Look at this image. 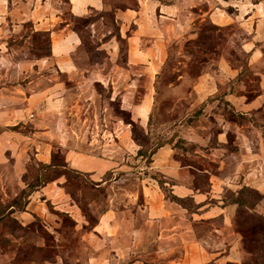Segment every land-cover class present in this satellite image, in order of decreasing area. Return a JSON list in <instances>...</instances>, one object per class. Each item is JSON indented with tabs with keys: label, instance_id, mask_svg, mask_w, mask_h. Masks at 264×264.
Listing matches in <instances>:
<instances>
[{
	"label": "rangeland",
	"instance_id": "1",
	"mask_svg": "<svg viewBox=\"0 0 264 264\" xmlns=\"http://www.w3.org/2000/svg\"><path fill=\"white\" fill-rule=\"evenodd\" d=\"M107 1L119 7L137 6L136 0ZM215 5L219 24L224 26L211 35L204 33L200 49L192 44L190 48L198 51L194 58L188 55L185 45L197 39V34L172 44V56L166 66H152V82L143 66L132 69L137 81L131 100L139 103L146 98L154 106L153 116L151 124L144 129L135 120L136 138L129 131L132 125L122 119L121 163L115 172L110 169L103 174L107 178L116 175L117 179L98 187V182L89 176L60 166L65 151L58 141L55 143L59 148L53 151L54 163L59 165L56 167L40 162L32 147L17 159L8 153L7 163L0 165V208L15 206L0 223V264H51L56 260H61L60 264H72L77 256L87 255L91 249L86 248L87 241L93 238L88 233L97 221L96 213L107 204L132 206L142 200L139 192H145L143 179L147 185L165 180L169 182L167 190L172 192L171 177L165 178L149 164L150 156L153 160L155 154L151 152L163 146L173 148L174 158L185 165V179L176 187L178 193H188L186 197H192L199 204L195 220L187 224H193L196 237L201 240L186 248V264H216V258L227 254L237 260L240 257L238 264H243L236 230L250 232L246 227L250 215L242 209L238 212L233 205L225 208L223 202L241 188L243 173L256 162L254 158L261 156L264 161V0H219ZM106 20L113 27L108 17ZM208 28V20L196 24V31L205 32ZM251 41L256 42L254 56L246 51ZM38 43L46 47L47 38L40 36ZM122 45L124 48L125 41ZM89 47L92 49L93 44ZM242 70L245 73L238 79ZM27 74H31L29 78L37 75L33 69ZM128 74L123 70V92ZM10 78L14 76L11 74ZM119 104L117 98L110 104V111L128 118L131 111ZM146 110L141 111L145 116ZM80 112L84 120L77 118L79 127L100 125L95 119L91 122V117L87 119V111ZM237 114H245L248 119H240ZM32 130L31 123L22 128L24 133ZM66 138L71 142L69 135ZM129 143L137 156L129 154ZM141 148L144 157L139 154ZM189 176L191 184L187 183ZM55 180L58 184L53 187L58 185L64 192L58 197L49 186ZM33 189L35 192L30 196L28 192ZM246 198L250 204L261 200L253 192ZM30 201L28 218H21L20 210ZM209 209L212 210L208 212ZM185 238H195L193 231H187ZM171 254L175 256V251Z\"/></svg>",
	"mask_w": 264,
	"mask_h": 264
},
{
	"label": "crops",
	"instance_id": "2",
	"mask_svg": "<svg viewBox=\"0 0 264 264\" xmlns=\"http://www.w3.org/2000/svg\"><path fill=\"white\" fill-rule=\"evenodd\" d=\"M136 1V7L115 9L120 40L104 17L86 26L89 39L103 50L100 58L91 61L72 16L97 15L106 8L107 0H0V165L7 163L8 153L17 159L31 147L40 162L50 164L54 149L59 148L55 143L58 141L65 151L67 166L98 182V187L117 179L116 175L107 178L103 174L110 169L115 172L121 163L123 120L109 110L95 84L111 87L110 100L119 98L132 118L147 128L153 106L146 98L139 103L131 100L137 81L132 69L143 66L152 82V66L164 65L173 43L194 37L197 22L210 20L224 26L219 24L215 5L219 0H176L171 4ZM40 36L47 38L45 50L36 42ZM248 45L247 53L256 55V42ZM30 69L37 75L29 78ZM123 70L129 72L124 92ZM143 108H147L146 116L141 112ZM84 110L89 114L87 119L91 117V122L96 120L100 125L79 127L76 120H84L79 116ZM26 123L33 124L30 133L22 131ZM125 126L129 129V125ZM127 147L130 155L134 153L132 144ZM173 152L171 147L159 148L151 167L165 178L171 177L174 195L186 197L188 193L180 194L176 188L185 179V165L174 158ZM254 159L256 162L243 173L242 181L262 192L264 202V161L261 156ZM191 179L189 176L187 183L191 184ZM143 181L145 192H139L142 200L132 206L107 204L96 213L97 221L88 233L93 240H88L86 246L91 249L87 255L77 256L72 264H186V248L201 240L193 224H187L195 220L197 212L190 213L168 198L158 181L150 185L146 179ZM54 184H58L57 180L49 186L58 197L64 192ZM31 203L20 210L21 218H28ZM261 203L260 210L264 212ZM187 231H193L195 238L186 240ZM236 244L240 251L239 239ZM174 251L175 256L171 254ZM215 262L238 264L240 257L237 260L227 254Z\"/></svg>",
	"mask_w": 264,
	"mask_h": 264
},
{
	"label": "trees",
	"instance_id": "3",
	"mask_svg": "<svg viewBox=\"0 0 264 264\" xmlns=\"http://www.w3.org/2000/svg\"><path fill=\"white\" fill-rule=\"evenodd\" d=\"M162 3L165 4H171L173 2H175L176 0H159ZM230 1V0H227ZM119 7V6H115L109 3H106V8L98 13L97 15L94 16H90V17H76V16H72L73 21L75 22L74 27L75 29L79 32V34L81 35L82 39H83V43L85 45V47L87 48V51L89 53L90 59L91 61L96 59V58H100L103 54V50H99L97 49V45L96 43H93L90 39H89V29L86 28V26L93 20H97L100 17H104V21L105 23L107 22V17L111 20L112 25L114 27V33L117 34L119 40L121 39L120 35H119V28L115 22V9ZM209 21V28L207 29V31L205 30V32H203L204 30H198L197 31V39H193V40H189L186 42L185 45V50L187 51L188 55H190L192 58H194L196 56V54L198 53V49L201 48V43L200 40H202V35L204 33H211L214 31L216 32L217 30H219L220 27L219 25L214 24L213 22ZM211 37V36H210ZM38 46L40 49L45 50L48 46L43 47L41 44L38 43V39L36 40ZM194 43V44H193ZM93 44V48L90 49L89 45ZM193 46H195L196 44V49L193 50V48H190ZM209 50H207L205 52V54L208 52ZM211 52L214 50H210ZM172 46L170 48L169 51V55L167 57L166 62L164 63L163 66H166L167 62L169 61L170 57L172 56ZM205 61V60H204ZM244 71H240L239 75H238V79H241V77L244 75ZM160 78V73L157 74V81H156V88H158V80ZM96 89L102 94L103 97V101L104 103L108 106H110V104L112 102H115L116 100H110L111 97V89H108L106 91V88L103 87V85H101L100 83H96ZM100 86V88H99ZM120 107V104H119ZM154 108V106H153ZM153 108L150 112L149 115V121H148V126L151 124V120H152V116H153ZM110 110V108H109ZM113 113L116 116L121 117V119H124L125 122L130 123L132 125V132L134 135V131H135V124L136 121L132 118L131 113L129 114L128 118H123L120 113L116 112L115 110L113 111ZM238 117L240 119L246 120L248 119L247 115L245 114H237ZM141 125V124H140ZM142 129H144V127L141 125ZM144 131V130H143ZM134 138L135 135H134ZM229 142H230V137H229ZM163 144H161L162 146ZM157 150H153L151 152V154L156 153ZM139 154L142 155V157H144V150L141 148L139 150ZM152 156H150L149 158V164L152 163ZM54 155H53V160L50 164V166L52 167H56V166H62L65 169L68 168L67 164L65 163V161H63V163L57 165L54 163ZM73 170V172L75 174H80V172L76 169L70 168ZM167 181L165 180H159L160 186L162 188V190L165 192L166 196L168 198H170L172 201H175L179 204H181L183 207L187 208L188 211L190 213H195L197 212V206H199V204H196L194 199L192 197H179L177 195H174L172 192L167 190L166 187V183ZM36 189V188H35ZM35 189L33 190H29V195L31 193H33V191H35ZM251 192L256 193L260 196L261 200L259 202H255L250 204V201L246 198V196H250ZM243 195H245L243 197ZM190 201V203L188 202ZM263 201V194L262 192H260L258 189L250 186V185H242L241 188H239L235 194H233V196H230L229 198H226L223 202V207L228 208L231 205H235L237 208V211L239 212L240 209L246 211V213H249V218L250 220L247 223V228L250 230V232L246 230H236L237 234L239 235V243H240V252L242 255V259H243V264H264V212H262L260 210V203ZM188 202V203H187ZM29 203V202H28ZM27 203V204H28ZM27 204L25 205V207L27 206ZM197 205V206H196ZM14 204L5 206L2 210L0 208V223L4 220L5 214L9 211V209L14 208ZM25 207L23 209H25ZM235 219L232 220V224L234 223ZM246 255H251V258H246Z\"/></svg>",
	"mask_w": 264,
	"mask_h": 264
}]
</instances>
